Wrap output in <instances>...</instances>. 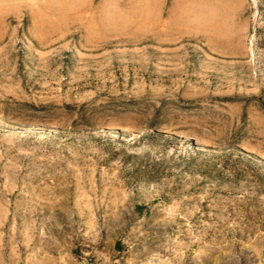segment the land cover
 I'll return each instance as SVG.
<instances>
[{"label": "rangeland", "instance_id": "1", "mask_svg": "<svg viewBox=\"0 0 264 264\" xmlns=\"http://www.w3.org/2000/svg\"><path fill=\"white\" fill-rule=\"evenodd\" d=\"M0 264H264V0H0Z\"/></svg>", "mask_w": 264, "mask_h": 264}]
</instances>
